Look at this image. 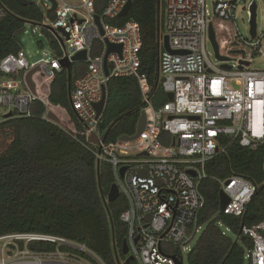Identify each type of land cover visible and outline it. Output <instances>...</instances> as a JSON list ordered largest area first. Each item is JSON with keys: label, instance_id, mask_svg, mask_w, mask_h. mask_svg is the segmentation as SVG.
<instances>
[{"label": "built area", "instance_id": "obj_1", "mask_svg": "<svg viewBox=\"0 0 264 264\" xmlns=\"http://www.w3.org/2000/svg\"><path fill=\"white\" fill-rule=\"evenodd\" d=\"M54 1V20H49L45 13L38 27L54 36L61 55L31 64L21 55V50L0 58V123L11 117H30L31 105L40 102L45 108L43 120L52 121L47 117L51 113L56 118L52 122L67 132L84 136L86 140L94 135L96 157L99 162L111 165L119 196L127 203L120 221L127 227L125 240L129 255L137 264H185L184 257L187 261L204 229L199 219L205 200L199 186L206 177L205 163L220 151V138L227 137L239 147L253 151L264 147V70L254 69L251 64L255 57H264V32L256 30L254 38L250 35L245 38L235 23L237 10L244 12L249 22L251 6L256 5L257 13L258 2L264 0H212L211 8L206 0H164L169 49L163 48L158 71L166 97L171 93L173 98H167L159 109L151 105L147 76L140 71L139 24L134 20L121 26L104 22L117 18L129 0H106L101 15L96 13L97 0ZM95 15L99 16L102 35ZM6 16L7 9L0 1V22ZM25 25L34 26L26 22L23 28ZM209 25L218 55L227 60L215 57L216 62L211 61L206 50ZM59 29L68 34V39ZM54 32L63 39L64 46ZM105 41L121 45L120 55L110 53L106 58L107 77ZM95 42L101 47L98 54L92 55ZM83 51L87 55V70L74 81L70 93L71 109L83 127L79 131L68 111L52 104L49 97L55 74L62 69L59 60L65 57L70 60ZM34 69L37 70L30 76L31 89L26 76ZM117 77L136 79L145 121L136 138L106 143L97 130L101 116L96 117L93 103L101 100V87L106 88L108 80ZM8 114L11 116L6 117ZM122 167L126 169L120 176ZM219 184L220 191L229 199L222 212L242 216L255 187L235 175ZM239 234L251 242L245 250V263L264 264V222L250 228L241 225ZM32 240L59 242L85 253L92 261L61 252H30L26 244ZM18 241L24 242L23 249ZM0 242V264H93L95 261L102 264L84 246L66 240L10 235L0 237Z\"/></svg>", "mask_w": 264, "mask_h": 264}, {"label": "trees", "instance_id": "obj_2", "mask_svg": "<svg viewBox=\"0 0 264 264\" xmlns=\"http://www.w3.org/2000/svg\"><path fill=\"white\" fill-rule=\"evenodd\" d=\"M0 1L7 9L6 18L0 22L2 58L19 52L23 24L39 25L45 13L34 3L21 6L15 0ZM105 2L96 1L98 15L102 14ZM46 15L54 20L53 11L48 10ZM128 20L139 24L140 71L147 76L150 103L159 109L167 102L158 71L165 35L164 0H132L125 17L104 22L121 26ZM42 33L48 39L52 55L60 56L61 49L54 36L48 31ZM100 47L95 42L91 54H98ZM86 70L85 62L72 63L69 73L61 69L55 74L49 97L52 104L68 111L79 131L83 127L71 109L70 93L74 81ZM143 107L135 78H110L97 127L102 139L109 143L133 136ZM44 110L42 103L34 102L30 117H11L0 123V237H52L84 246L102 264H137L135 260L126 263L127 257L121 252L127 227L120 221V215L127 207L126 200L119 196L115 201L105 202L115 182L111 165L98 161L96 146L84 136L43 120ZM219 141L220 151L204 165L206 177L199 186L205 200L199 219L204 229L187 256L188 264H246L245 250L251 242L239 234V229L241 225L250 228L264 222V147L253 151L239 147L227 137ZM234 175L255 187L240 217L219 210V182ZM18 246L23 249L24 242L18 241ZM26 248L33 253L61 252L92 261L85 253L59 242L32 240Z\"/></svg>", "mask_w": 264, "mask_h": 264}, {"label": "water", "instance_id": "obj_3", "mask_svg": "<svg viewBox=\"0 0 264 264\" xmlns=\"http://www.w3.org/2000/svg\"><path fill=\"white\" fill-rule=\"evenodd\" d=\"M15 1L21 6H30L33 3L30 0H15ZM47 1L50 2V4H51L50 10L53 11L56 8L55 1L54 0H47ZM131 7H132V0H129L125 4V6L122 8V10L119 12L118 17H125L129 13V11L131 10ZM250 12H251V17H250V21H249V25H250L249 35L251 36V38H254L256 35V5L255 4H253L251 6ZM79 22H81V21H79ZM95 22L99 28L100 34L102 35L103 31H102V26H101L100 19H99L98 15H95ZM58 32L62 33L64 35V37L66 39H68V34L65 33L63 31V29H59ZM54 34L57 37V39L59 40L60 44L62 46H64L63 39L61 37H59L57 32H54ZM208 35H209V41H210V43L214 49L215 57L220 61L227 60V58L220 57L218 55V47H217V44L215 42V37H214V33H213V29H212L211 25H209V27H208ZM105 44H106V53H105V57H104V73H105V76L107 77L109 73H108V69H107V65H106V58L110 53H118L120 55L121 54V45H113V44L108 43L107 41H105ZM162 46L165 50L169 49L168 37L166 35H164L162 38ZM86 59H87L86 52L83 51V52L76 53L74 56L71 57L70 60L66 57L59 60V64L63 69H66L69 73V70H70L72 63L85 62ZM244 64H247V63H244ZM222 67L226 68V69L229 68V66H226V65H222ZM36 70L37 69L30 71L26 76V80H27L28 84L30 85L31 89H33V86L30 83V76ZM101 89H102L101 100L97 103H93V107L96 111V117L101 116V114L104 110V107H105V103H106V88H105V86H102ZM167 98L169 100H172V98H173L172 94L168 93ZM10 116H11V114L6 115V117H10ZM47 117H48V119H50L52 121H56V118L51 113H48ZM144 121H145L144 113H143V111H141L139 120L137 122L135 134L132 137L123 136L120 139L130 140V139L136 138L141 133V131L143 130ZM88 140L92 143H95V144L97 143V139L94 135H91L88 138ZM125 169H126L125 167H122L120 169V171H119L120 176H123ZM188 173L192 176H195V173L193 171H189ZM118 197H119L118 189H117L116 184L114 183L111 185V187L108 191L105 202L115 201ZM228 201H229L228 197L223 193V191H220L219 192V210L220 211H223L225 209ZM136 241H137V238H136ZM121 252L124 256L127 257L126 263L134 260V257L132 255H129V253H128V246H127L125 239L123 240V243L121 246Z\"/></svg>", "mask_w": 264, "mask_h": 264}, {"label": "rangeland", "instance_id": "obj_4", "mask_svg": "<svg viewBox=\"0 0 264 264\" xmlns=\"http://www.w3.org/2000/svg\"><path fill=\"white\" fill-rule=\"evenodd\" d=\"M34 4L46 13L50 10L51 4L48 1L42 0H32ZM209 8L212 6V0H206ZM243 6V3L240 5ZM49 22V20H47ZM235 23L240 32V34L247 38L249 35V22L247 20L246 14L241 12L240 9L235 13ZM256 24L257 32H264V2H258V8L256 13ZM39 44H42L43 47L40 48ZM19 46L21 50V55L25 57L28 63H34L40 59L51 60L53 55L49 49L48 39L43 35L42 31L39 29L38 25L24 26V32L19 36ZM206 50L210 54V59L212 62H216L215 53L213 46L208 40L206 43ZM252 67L254 69L264 70V57H255L252 61ZM230 234V233H228ZM1 246V242H0ZM184 263L187 264L186 257H184ZM93 264H99L98 261H95Z\"/></svg>", "mask_w": 264, "mask_h": 264}, {"label": "crops", "instance_id": "obj_5", "mask_svg": "<svg viewBox=\"0 0 264 264\" xmlns=\"http://www.w3.org/2000/svg\"><path fill=\"white\" fill-rule=\"evenodd\" d=\"M63 69V68H62Z\"/></svg>", "mask_w": 264, "mask_h": 264}]
</instances>
